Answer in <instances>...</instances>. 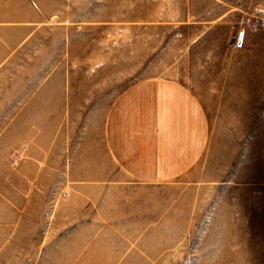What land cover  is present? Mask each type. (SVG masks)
<instances>
[{
    "label": "rangeland",
    "instance_id": "obj_1",
    "mask_svg": "<svg viewBox=\"0 0 264 264\" xmlns=\"http://www.w3.org/2000/svg\"><path fill=\"white\" fill-rule=\"evenodd\" d=\"M255 12L264 0H0V264H264ZM145 81L201 111L179 167L111 149V109Z\"/></svg>",
    "mask_w": 264,
    "mask_h": 264
},
{
    "label": "crops",
    "instance_id": "obj_2",
    "mask_svg": "<svg viewBox=\"0 0 264 264\" xmlns=\"http://www.w3.org/2000/svg\"><path fill=\"white\" fill-rule=\"evenodd\" d=\"M129 112L134 113L133 117ZM123 119L129 122L122 126ZM200 119L201 111L186 90L145 81L122 94L113 105L109 121L116 130L109 139L111 149L119 160L128 156L127 153H134L132 161L157 160L163 165L169 160L170 166L179 167L203 143L204 128L197 126ZM128 134L133 141L122 146L120 139Z\"/></svg>",
    "mask_w": 264,
    "mask_h": 264
},
{
    "label": "built area",
    "instance_id": "obj_3",
    "mask_svg": "<svg viewBox=\"0 0 264 264\" xmlns=\"http://www.w3.org/2000/svg\"><path fill=\"white\" fill-rule=\"evenodd\" d=\"M243 21L246 27L261 28L264 30V13H249Z\"/></svg>",
    "mask_w": 264,
    "mask_h": 264
}]
</instances>
